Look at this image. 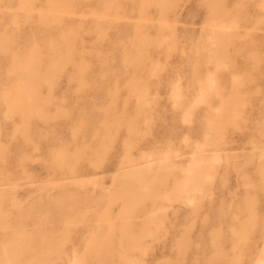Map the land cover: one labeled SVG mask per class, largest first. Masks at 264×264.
<instances>
[{
  "label": "rangeland",
  "instance_id": "rangeland-1",
  "mask_svg": "<svg viewBox=\"0 0 264 264\" xmlns=\"http://www.w3.org/2000/svg\"><path fill=\"white\" fill-rule=\"evenodd\" d=\"M262 260L264 0H0V264Z\"/></svg>",
  "mask_w": 264,
  "mask_h": 264
},
{
  "label": "bare ground",
  "instance_id": "bare-ground-1",
  "mask_svg": "<svg viewBox=\"0 0 264 264\" xmlns=\"http://www.w3.org/2000/svg\"><path fill=\"white\" fill-rule=\"evenodd\" d=\"M200 164H201V162H200ZM263 261V260H262ZM261 262V261H260ZM263 263H264V261H263ZM261 264V263H260Z\"/></svg>",
  "mask_w": 264,
  "mask_h": 264
}]
</instances>
